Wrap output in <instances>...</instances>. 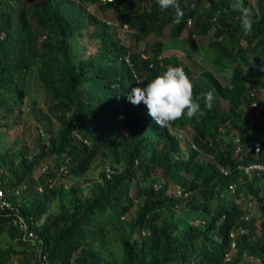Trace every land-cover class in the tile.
Returning a JSON list of instances; mask_svg holds the SVG:
<instances>
[{"label":"trees","instance_id":"1","mask_svg":"<svg viewBox=\"0 0 264 264\" xmlns=\"http://www.w3.org/2000/svg\"><path fill=\"white\" fill-rule=\"evenodd\" d=\"M241 2L255 21L249 33L228 0H178L184 11L178 24L174 9L161 10L157 0H0V116L20 120L32 72L56 123L54 129L40 123L46 141L36 130V149L29 157L19 151L16 165L0 153L3 189L9 193L23 183L20 190L29 191L18 202L15 194L9 198L21 215H31L46 249L44 264H220L230 229L233 245L225 263L264 264V221L256 220L264 213V172L236 171L229 138L237 131L259 140V150L244 153L242 160L264 162V124L248 129L239 115L240 103L249 97L243 75H249L250 85L264 84V0ZM116 23L130 28L126 43L119 40ZM186 24L188 32L182 33ZM206 34L212 61L230 65L225 82L205 67L192 73L178 55L160 51L168 36H181L196 48L195 36ZM80 35L93 39L91 53H73ZM169 66L183 67L194 98L214 89L210 111L201 100L204 115L159 126L142 102L128 100L132 88L143 87ZM218 97L225 99L224 108ZM28 107L34 110L33 99ZM171 128L188 130L185 151ZM95 156L102 165L86 192L75 182L65 189L53 183L59 176L84 174ZM229 182L234 193L251 194L256 215L241 218L240 206L225 191ZM176 187L185 194L175 195ZM55 192H65L67 199L59 198L57 209L49 211ZM9 216L0 211V264H33L35 246ZM194 216L203 222H191ZM108 231L119 244L118 254L102 250Z\"/></svg>","mask_w":264,"mask_h":264},{"label":"rangeland","instance_id":"2","mask_svg":"<svg viewBox=\"0 0 264 264\" xmlns=\"http://www.w3.org/2000/svg\"><path fill=\"white\" fill-rule=\"evenodd\" d=\"M228 2L233 5L236 3V0H228ZM88 7L92 11L99 13L93 3H89ZM106 13L107 15L104 16L108 17V14L110 13L109 8H106ZM112 19L113 18H111V20ZM114 26L119 40L126 43L130 35V28L126 25L118 23ZM184 29L185 31L183 30L182 33L188 32L187 24ZM207 35L208 34L202 36L194 35L197 39L196 43L198 45L196 48L188 47L181 36H168L162 41L160 51L161 53L173 52L178 55L181 62H185L192 68V73H195L200 67H205L213 71L220 79H224L229 75L230 65L226 60H223V63L220 64L211 62L212 49L205 42L208 37ZM82 42H84L83 47H81ZM142 44L143 39L137 40L138 48H140ZM73 45V47H75L73 50L75 55L91 53L95 47L93 39L85 35L78 36V38L73 41ZM191 61H194V63ZM29 75L30 76L27 78L26 82L25 94L21 102L22 111L20 114V120L17 123H12L6 115L0 116V153L3 154L5 158H9L10 162L14 165H16V156L19 151H23L24 154L29 157V154L36 149L34 142V139L36 138V130L38 131L39 140L44 142L46 141L45 132H43V130H41V133L39 132L41 122H48L51 129H54L56 124L52 116L45 109L44 96L41 91V87L36 83V81H34L32 72ZM29 99L34 100V110L28 107ZM218 104L220 107L224 108L226 105L225 99H218ZM171 129L179 138L180 150L182 152L185 151L189 144L188 130H179L175 128ZM203 155L206 156V154ZM101 162V157L95 156L92 159L91 165L87 168L84 174L76 176H59L53 183L58 184L65 189L70 182H75L79 185L80 192H86L87 183L98 176V171L102 165ZM35 171L36 169L33 170V173H35ZM28 194V189H23L12 197L14 198V201L18 202L20 199H26ZM66 196L65 192H62L61 194L60 192H55L50 195L47 202V209L49 211L56 210L58 199L62 198V200L66 201ZM178 208L180 207L178 206ZM3 236L5 237V234H3ZM101 244L104 252L107 253L114 251L115 254H118L119 244L115 240L112 231H108L106 233V237Z\"/></svg>","mask_w":264,"mask_h":264},{"label":"built area","instance_id":"3","mask_svg":"<svg viewBox=\"0 0 264 264\" xmlns=\"http://www.w3.org/2000/svg\"><path fill=\"white\" fill-rule=\"evenodd\" d=\"M189 20L188 18L186 19ZM125 25L124 23H122ZM126 59V57H124ZM244 82V91L247 92V100H244L239 105V115L243 120L246 127H249L254 123H262L264 124V84L258 83L250 85V77L246 73L242 77ZM227 125V122H223L219 125V129H223ZM39 132L42 131L39 129ZM229 138L232 143L231 149L234 157V163L232 165L238 172H243L246 175H250L252 173H262L264 172V162L260 160L251 159L247 161H243L242 157L244 153L254 155L259 150V140L252 139L250 136L246 135L244 138L240 137L237 131L229 132ZM220 150L224 149L223 141H220V145L218 146ZM218 169L223 172H226V168L221 164L216 163ZM103 170L106 173L108 171V166L104 165ZM23 187V183L20 185L13 186L11 188L10 194H16ZM225 191L232 196L233 201L238 204L241 208L240 216L245 219L250 215H256L255 207H254V199L250 193L243 194V192L239 191L238 193H234L233 182H229L226 184ZM186 191H181L180 188L176 187L173 189V193L175 195L185 194ZM9 193H7L0 182V211L9 214L10 222L20 231V235L24 238L29 245L35 246V259L33 260V264H44L46 258V249L44 246L38 242L39 238L36 234L32 222L33 219L30 214L21 215L18 209V206L15 202L9 198ZM256 220L264 221V213L256 216ZM191 222L201 224L203 219L199 216H194L190 219ZM238 230H241V226H237ZM141 232H143L141 230ZM229 235V243L227 250L223 251V256L220 261V264H225V261L230 256V248L233 245V229L228 231Z\"/></svg>","mask_w":264,"mask_h":264},{"label":"clouds","instance_id":"4","mask_svg":"<svg viewBox=\"0 0 264 264\" xmlns=\"http://www.w3.org/2000/svg\"><path fill=\"white\" fill-rule=\"evenodd\" d=\"M161 10L174 9L175 23H180L184 16L178 0H157ZM233 10L241 13L239 20L242 30L249 33L255 23L252 12L243 6L241 0H236ZM142 82V81H137ZM128 100L138 105L141 102L146 106L148 115L159 126H166L185 116L189 119L204 115L200 101L204 108L211 110L215 100V91L208 90L194 98L193 84L182 66H169L161 75H157L143 87H134Z\"/></svg>","mask_w":264,"mask_h":264},{"label":"crops","instance_id":"5","mask_svg":"<svg viewBox=\"0 0 264 264\" xmlns=\"http://www.w3.org/2000/svg\"><path fill=\"white\" fill-rule=\"evenodd\" d=\"M184 27H185V26H184ZM184 27L182 28L181 31H183V30L185 31ZM175 37H176V36H175ZM211 57H212V56H211ZM211 62H214V61L211 60ZM217 64H219V63H217ZM207 69H208V68H207ZM209 70H210V69H209ZM210 71H211V70H210ZM211 72H212V73H213V74H214V75L220 80V82H225V81L227 80V78H228V76H227L226 78H224V77L222 76L224 79H220V78H219V77H218L213 71H211ZM224 76H225V75H224ZM218 99H221V98L218 97Z\"/></svg>","mask_w":264,"mask_h":264}]
</instances>
